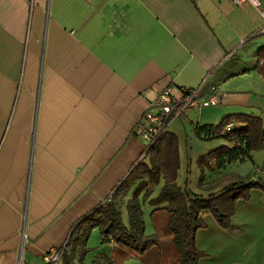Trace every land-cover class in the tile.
<instances>
[{"label": "crops", "instance_id": "crops-1", "mask_svg": "<svg viewBox=\"0 0 264 264\" xmlns=\"http://www.w3.org/2000/svg\"><path fill=\"white\" fill-rule=\"evenodd\" d=\"M263 25L253 5L232 0H0V264H47L51 248L66 250L76 223L148 160L137 126L168 86L179 94L202 84L205 95L215 85L225 94L168 129L179 138L181 187L210 197L231 176L264 177L260 149L208 171L200 185V156L228 143L197 129L236 113L264 120ZM163 185L140 198L145 233L161 246L139 253L99 230L84 264L100 252L113 264H183L171 212L151 201ZM204 218L200 264H264L260 188L237 201L232 224L243 231L224 229L211 213Z\"/></svg>", "mask_w": 264, "mask_h": 264}, {"label": "trees", "instance_id": "trees-1", "mask_svg": "<svg viewBox=\"0 0 264 264\" xmlns=\"http://www.w3.org/2000/svg\"><path fill=\"white\" fill-rule=\"evenodd\" d=\"M258 56L259 70L264 77V46L260 48ZM202 132L209 134L205 139L224 138L228 144L200 156V185L208 171L216 170L228 162L243 161L251 157L253 151L264 148V120L254 114L227 115L216 126L201 127L199 134ZM146 156L148 160L142 159L135 164L109 201L76 223L66 246L63 258L65 264H75L73 260L77 249L78 262L84 264V256L89 251L87 241L96 227L104 237L126 244L139 253H144L153 245L160 247L156 236L145 233L140 198L142 194L145 198L150 196L162 180L164 185L159 196L151 201L156 205L166 203L165 208L171 212L170 227L174 233L179 260L183 264H200V259L205 256L196 243L198 230L207 226L205 214L211 213L226 230L243 231L232 224L237 201L250 199L253 188H260L264 192V177L260 170H256V177H229L224 189L210 197L192 194L187 187H181L178 184L181 164L179 138L169 130L149 147ZM131 191L132 196L127 203L129 224H125L122 220V207ZM102 259L113 264L102 252L96 255L92 264H101Z\"/></svg>", "mask_w": 264, "mask_h": 264}, {"label": "built area", "instance_id": "built-area-1", "mask_svg": "<svg viewBox=\"0 0 264 264\" xmlns=\"http://www.w3.org/2000/svg\"><path fill=\"white\" fill-rule=\"evenodd\" d=\"M235 4L241 5L249 3L253 5L264 20V0H232ZM264 33V25L260 30ZM202 84L195 88H184L179 94L173 91L171 86L161 90L157 97L149 102V106L138 123L139 135L146 140L145 153L158 138L167 131L171 124L183 116L188 109L202 108L209 105H217L221 102L225 94L218 90L217 86H212L209 93H201ZM231 124L229 125V128ZM201 127H197L198 131ZM202 138L208 137L207 132H202ZM65 246L54 249L51 248L44 256L47 264H60L64 258ZM22 264V262H19Z\"/></svg>", "mask_w": 264, "mask_h": 264}, {"label": "rangeland", "instance_id": "rangeland-1", "mask_svg": "<svg viewBox=\"0 0 264 264\" xmlns=\"http://www.w3.org/2000/svg\"><path fill=\"white\" fill-rule=\"evenodd\" d=\"M264 149V148H263ZM142 197H143V194H142ZM98 234H100L99 233V229H98V231H97V233H93L92 234V232H91V235H90V237H89V241H88V246L89 247H92L93 245H94V243H96L95 241H96V236H98ZM78 254H79V250L77 249V252L75 253V255H76V257H75V259L73 260V262H75V264H80L79 262H78V258H77V256H78ZM92 258V256L90 257V259ZM92 262L93 261H91L90 262V264H92ZM60 264H65L64 263V261H61V263Z\"/></svg>", "mask_w": 264, "mask_h": 264}]
</instances>
